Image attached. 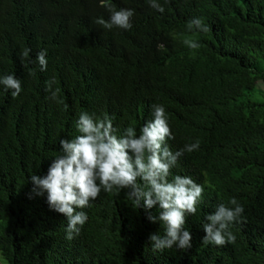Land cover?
<instances>
[{
    "label": "trees",
    "instance_id": "1",
    "mask_svg": "<svg viewBox=\"0 0 264 264\" xmlns=\"http://www.w3.org/2000/svg\"><path fill=\"white\" fill-rule=\"evenodd\" d=\"M157 2L163 13L150 0H0V78L14 75L22 89L14 98L0 84V254L8 264H264V0ZM107 5L134 10L131 29L97 24L109 20ZM195 18L209 30L189 31ZM156 104L173 152L200 142L169 177L204 188L196 213L186 214L192 247L154 251L149 236L165 226L147 217L160 210L137 207L127 189L102 190L77 209L88 220L66 239L67 218L49 208L46 192H31L30 176L47 175L63 154L60 140L80 135L81 113L107 115L117 136L129 126L139 134ZM232 198L244 207L229 227L235 241L204 244L206 216Z\"/></svg>",
    "mask_w": 264,
    "mask_h": 264
},
{
    "label": "clouds",
    "instance_id": "2",
    "mask_svg": "<svg viewBox=\"0 0 264 264\" xmlns=\"http://www.w3.org/2000/svg\"><path fill=\"white\" fill-rule=\"evenodd\" d=\"M150 6L164 12L157 0H150ZM107 7L111 11L109 20L100 18L97 24L109 30L114 26L131 29L134 10L116 11L111 5ZM187 27L189 31L193 28L202 32L209 30L199 18L191 20ZM184 43L192 49L199 47L198 43L191 40H185ZM29 53L30 49H25L22 57L27 58ZM46 56L47 50L37 53L42 71L47 68ZM46 83L51 89L54 80ZM0 84L6 90H11L14 98L22 90L20 80L14 75L0 78ZM52 98H56L55 91L52 92ZM152 107L154 118L139 129V134L134 127L129 126L120 136L116 135L117 129L107 115L94 119L88 113H81L77 121L80 135L71 140H60L63 154L53 160L47 175L30 176L33 184L31 192L35 196H42L46 192L49 208L67 218L66 239L72 240L78 236L88 220L87 214L77 209L88 207L102 190L110 193L114 189H127V196L137 207L143 203L145 209L158 206L160 210L158 215L149 214L147 217L165 226L163 236L158 233L149 236L154 251L163 252L173 246L178 250L192 247L193 237L185 228L186 214L196 213L204 188L190 176L175 175L171 180L169 177L179 157L185 151L197 150L200 142L197 140L173 152L167 144L174 136L165 108L159 104ZM229 203L232 207L221 203L214 213L206 216L207 223L203 225L205 235L202 238L204 244L224 246L235 241V235L229 227L234 222H240L244 207L235 198Z\"/></svg>",
    "mask_w": 264,
    "mask_h": 264
},
{
    "label": "rangeland",
    "instance_id": "3",
    "mask_svg": "<svg viewBox=\"0 0 264 264\" xmlns=\"http://www.w3.org/2000/svg\"><path fill=\"white\" fill-rule=\"evenodd\" d=\"M0 264H8L6 262V260L2 257V255L0 254Z\"/></svg>",
    "mask_w": 264,
    "mask_h": 264
}]
</instances>
